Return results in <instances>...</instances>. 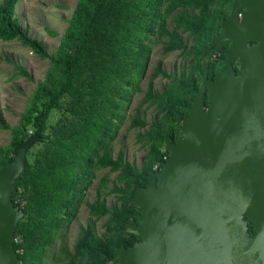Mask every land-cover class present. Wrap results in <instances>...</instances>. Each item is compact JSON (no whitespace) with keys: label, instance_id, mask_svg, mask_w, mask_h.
Instances as JSON below:
<instances>
[{"label":"trees","instance_id":"16d2710c","mask_svg":"<svg viewBox=\"0 0 264 264\" xmlns=\"http://www.w3.org/2000/svg\"><path fill=\"white\" fill-rule=\"evenodd\" d=\"M18 1H0V40H20L49 59V67L18 124L7 123L0 110V127L11 131L10 143L0 144V169L31 130H42V141L28 150L27 170L14 184L12 200L25 212L15 231V249L23 264H47L61 226L76 215L97 171L108 168L119 173L111 187L116 199L108 205L102 196L109 187L105 175L95 200L87 202V224L80 226L74 246L63 244L56 259L64 264H120L114 258L116 249L137 240L124 227L138 213L133 205L138 189L147 185L151 170L170 157L165 140L178 138L195 90L227 63L228 47L217 52L211 43L223 30L232 0H78L51 53L22 27L16 16ZM157 44H162L164 56L178 51L183 63L167 71L160 59L136 107L129 128H145L137 138L146 147L137 166L123 150L114 156L112 143ZM158 76L167 79L162 89L153 85ZM143 104L156 110L152 121L141 116ZM100 219H105L104 231L98 234ZM249 230L255 231L253 222Z\"/></svg>","mask_w":264,"mask_h":264},{"label":"water","instance_id":"95a60500","mask_svg":"<svg viewBox=\"0 0 264 264\" xmlns=\"http://www.w3.org/2000/svg\"><path fill=\"white\" fill-rule=\"evenodd\" d=\"M222 28L211 45L229 47L227 63L195 90L177 140H165L170 157L138 189L124 227L137 241L116 249L120 264H264V0H234ZM41 132L0 169V264H23L13 182Z\"/></svg>","mask_w":264,"mask_h":264},{"label":"rangeland","instance_id":"374dc122","mask_svg":"<svg viewBox=\"0 0 264 264\" xmlns=\"http://www.w3.org/2000/svg\"><path fill=\"white\" fill-rule=\"evenodd\" d=\"M77 2L78 0H19L16 6V16L22 27L30 35L41 39L51 53L59 45ZM162 50V44L154 46L147 73L140 84V90L134 95L118 136L112 143L114 156L123 150L126 158L137 166L143 162L146 147L143 141H139L137 138V134L140 131H145V128H129L136 107L143 100L154 73V67L160 59H162L163 68L167 71L179 69L183 63L182 56L178 51L164 56ZM48 67L49 59L41 57L20 40H0V110L4 119L11 126L18 124L31 94L37 83L44 79ZM166 81L167 79L164 77L158 76L153 80V85L156 89H162ZM140 112L141 116L146 117L149 121H152L156 116V110L153 107H148L147 104L142 105ZM147 128L149 127L147 126ZM10 141L11 131L0 127V144L6 146ZM118 174V172H109L108 168L97 171L92 184L85 191L76 215L70 222L61 226L57 240L48 251L47 264H64V261L56 259L59 250L63 244L70 248L74 246L80 226L86 225L91 217L87 202L95 200L97 187L105 175H108L109 187L104 189L102 196L107 197L108 205L114 202L116 197L115 193L111 192V187ZM15 182L16 180L13 182V186ZM104 222L105 219L96 222L98 234L104 231Z\"/></svg>","mask_w":264,"mask_h":264},{"label":"flooded vegetation","instance_id":"af4514ba","mask_svg":"<svg viewBox=\"0 0 264 264\" xmlns=\"http://www.w3.org/2000/svg\"><path fill=\"white\" fill-rule=\"evenodd\" d=\"M233 1H234V0H232L230 12H231V10H232V4H233ZM230 12H229V14H230ZM229 14H228V16H229ZM228 16H227V17H228ZM225 18H226V17H225ZM222 31H223V30H222ZM227 47H228V46H227ZM225 48H226V47H225ZM225 48H224V49H225ZM228 48H229V47H228ZM224 49H223V50H224ZM227 51H228V50H227ZM235 67L237 68V70H238V72H239V62H238V61L235 63ZM202 82H203V81H202ZM202 82H201V83H202ZM200 85H201V84H200ZM209 90H210V89H207V95H208V93H209ZM207 100H208V99H207ZM176 140H177V139H176ZM176 140H175V141H176ZM173 141H174V140H173ZM156 168H158V167H156ZM136 215H137V214H136ZM136 215H135V216H136ZM136 241H137V240H136ZM136 241H135V242H136Z\"/></svg>","mask_w":264,"mask_h":264},{"label":"built area","instance_id":"2783aa9c","mask_svg":"<svg viewBox=\"0 0 264 264\" xmlns=\"http://www.w3.org/2000/svg\"><path fill=\"white\" fill-rule=\"evenodd\" d=\"M30 133H33V131L31 130Z\"/></svg>","mask_w":264,"mask_h":264},{"label":"clouds","instance_id":"9594fccd","mask_svg":"<svg viewBox=\"0 0 264 264\" xmlns=\"http://www.w3.org/2000/svg\"><path fill=\"white\" fill-rule=\"evenodd\" d=\"M32 134V133H31ZM156 168V167H155ZM158 168H159V166H158Z\"/></svg>","mask_w":264,"mask_h":264}]
</instances>
